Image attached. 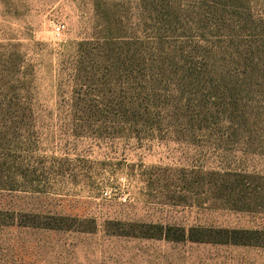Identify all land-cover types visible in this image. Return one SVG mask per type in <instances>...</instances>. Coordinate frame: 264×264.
I'll use <instances>...</instances> for the list:
<instances>
[{"label": "rangeland", "instance_id": "rangeland-1", "mask_svg": "<svg viewBox=\"0 0 264 264\" xmlns=\"http://www.w3.org/2000/svg\"><path fill=\"white\" fill-rule=\"evenodd\" d=\"M0 264H264V0H0Z\"/></svg>", "mask_w": 264, "mask_h": 264}, {"label": "trees", "instance_id": "trees-1", "mask_svg": "<svg viewBox=\"0 0 264 264\" xmlns=\"http://www.w3.org/2000/svg\"><path fill=\"white\" fill-rule=\"evenodd\" d=\"M164 13L168 15V12L165 11ZM139 108L142 109V107H140V106H139ZM134 113L138 114L137 109H134ZM146 229L155 230L156 232H160V233H156L155 235H152V234L144 235L146 238H157V236H159V237L165 238L167 240H175V241L181 240V239H177L176 237H172L170 234L165 235L164 229L162 226H151L150 228H146ZM203 233H206V232H202L201 237H197L196 235L195 236L191 235V237H189V239L192 242H197V243L212 242V241H210L211 239H207V237H205L207 235H203ZM215 235L218 238H222L221 240H224V241H222L224 243H229V244H233V245L245 244V243H242V241H240L241 240L240 238H243V236L246 234H240V232H228L225 230H218V232H216ZM185 238H186V234H183L182 239H185Z\"/></svg>", "mask_w": 264, "mask_h": 264}, {"label": "built area", "instance_id": "built-area-1", "mask_svg": "<svg viewBox=\"0 0 264 264\" xmlns=\"http://www.w3.org/2000/svg\"><path fill=\"white\" fill-rule=\"evenodd\" d=\"M60 31H61V28L60 27H57L56 32L57 33H60Z\"/></svg>", "mask_w": 264, "mask_h": 264}]
</instances>
